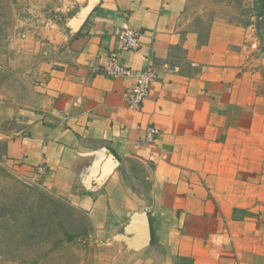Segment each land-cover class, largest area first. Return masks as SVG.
<instances>
[{
    "label": "crops",
    "instance_id": "obj_1",
    "mask_svg": "<svg viewBox=\"0 0 264 264\" xmlns=\"http://www.w3.org/2000/svg\"><path fill=\"white\" fill-rule=\"evenodd\" d=\"M196 1L89 0L42 50L33 96L5 111L0 164L86 213L100 264H264V36L252 0H230L228 14ZM124 25L141 49L122 63L157 64L139 112L124 97L134 80L104 73ZM151 126L161 134L148 144ZM110 156L118 165L99 180ZM136 164L146 194L127 183ZM135 213L152 241L131 250L116 237Z\"/></svg>",
    "mask_w": 264,
    "mask_h": 264
},
{
    "label": "rangeland",
    "instance_id": "obj_2",
    "mask_svg": "<svg viewBox=\"0 0 264 264\" xmlns=\"http://www.w3.org/2000/svg\"><path fill=\"white\" fill-rule=\"evenodd\" d=\"M222 1L223 13H230V0ZM88 2L0 0V131L13 128L4 126L10 121L5 111L14 114L33 96L34 69L47 57L41 55L42 50L54 45L50 38L63 33L68 20ZM215 2L198 0L191 10L210 12ZM133 167L127 183L146 194L150 185L145 182V172L138 164ZM89 221L66 198L0 164V264L105 262L106 251L92 237L95 229Z\"/></svg>",
    "mask_w": 264,
    "mask_h": 264
},
{
    "label": "built area",
    "instance_id": "obj_3",
    "mask_svg": "<svg viewBox=\"0 0 264 264\" xmlns=\"http://www.w3.org/2000/svg\"><path fill=\"white\" fill-rule=\"evenodd\" d=\"M115 48L110 52L109 63L104 67V73L110 78H128L134 80V85L125 94V101L130 110L141 111L145 101L149 98L151 87L157 78V64L152 56L147 57L144 69L134 70L122 63L123 54L141 49V33L138 30L124 25L114 31ZM161 132L155 126L147 129L145 142L155 143ZM45 168L38 169L44 174Z\"/></svg>",
    "mask_w": 264,
    "mask_h": 264
},
{
    "label": "water",
    "instance_id": "obj_4",
    "mask_svg": "<svg viewBox=\"0 0 264 264\" xmlns=\"http://www.w3.org/2000/svg\"><path fill=\"white\" fill-rule=\"evenodd\" d=\"M116 165H118V162L114 157L110 156L103 166L99 180L107 177ZM130 218L131 220L125 228V234L118 235L116 240L123 242L131 250H138L149 246L152 241V232L148 214H130Z\"/></svg>",
    "mask_w": 264,
    "mask_h": 264
},
{
    "label": "trees",
    "instance_id": "obj_5",
    "mask_svg": "<svg viewBox=\"0 0 264 264\" xmlns=\"http://www.w3.org/2000/svg\"><path fill=\"white\" fill-rule=\"evenodd\" d=\"M232 2H234V4H237V6H241L244 2V0H231ZM253 1V12H255L252 16L256 17L257 20H258V25L260 27V32H261V37L264 36V0H252ZM223 3L224 1L222 0H216L215 3ZM249 12H241L243 14L241 15H245V14H251L252 13V10L251 9H248ZM241 15H238V16H233L235 18H240ZM247 20L248 19H240L239 21H241L242 23H247ZM250 23V22H248ZM88 221V220H87ZM89 224H90V221H89ZM86 231L83 232V235H86ZM70 240H73V237L70 238Z\"/></svg>",
    "mask_w": 264,
    "mask_h": 264
}]
</instances>
